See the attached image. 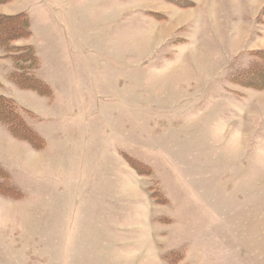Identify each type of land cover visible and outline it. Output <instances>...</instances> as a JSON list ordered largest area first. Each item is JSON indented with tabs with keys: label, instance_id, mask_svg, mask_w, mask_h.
Masks as SVG:
<instances>
[{
	"label": "rangeland",
	"instance_id": "1",
	"mask_svg": "<svg viewBox=\"0 0 264 264\" xmlns=\"http://www.w3.org/2000/svg\"><path fill=\"white\" fill-rule=\"evenodd\" d=\"M192 1L0 0V264H264V0Z\"/></svg>",
	"mask_w": 264,
	"mask_h": 264
},
{
	"label": "trees",
	"instance_id": "2",
	"mask_svg": "<svg viewBox=\"0 0 264 264\" xmlns=\"http://www.w3.org/2000/svg\"><path fill=\"white\" fill-rule=\"evenodd\" d=\"M174 5H179L181 7H192L193 3L187 0H168ZM264 11V10H263ZM29 35V23L24 15H15V16H2L0 15V48L7 49L10 44L18 40L20 38H26ZM258 53L263 55L264 58V50L259 51ZM259 54V55H260ZM19 59V58H17ZM262 77L263 81H258L260 83H246L245 85L249 87H253L256 89L264 88V76L261 73H255V71H251L248 73L246 79L247 82H252V78L255 76ZM29 83L31 80L28 79ZM36 83V81H34ZM258 84V85H257ZM38 85V83H37ZM28 88L36 89L33 84H29ZM10 101L5 100L0 97V121L6 124L10 129L12 135L16 138L30 141L32 144L36 141L35 138L31 136V133L22 125V123L16 118L15 113L13 112V107L10 106Z\"/></svg>",
	"mask_w": 264,
	"mask_h": 264
},
{
	"label": "crops",
	"instance_id": "3",
	"mask_svg": "<svg viewBox=\"0 0 264 264\" xmlns=\"http://www.w3.org/2000/svg\"><path fill=\"white\" fill-rule=\"evenodd\" d=\"M189 1V0H188ZM190 2L194 3L192 0H190ZM191 9V8H190ZM188 9H184L183 11H187ZM186 13V12H185ZM182 16H186V14H183ZM181 16V17H182Z\"/></svg>",
	"mask_w": 264,
	"mask_h": 264
}]
</instances>
